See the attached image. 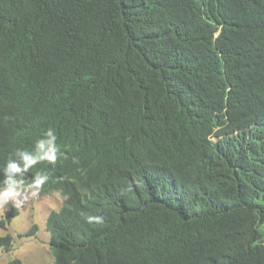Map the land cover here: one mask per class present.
<instances>
[{
  "label": "trees",
  "instance_id": "1",
  "mask_svg": "<svg viewBox=\"0 0 264 264\" xmlns=\"http://www.w3.org/2000/svg\"><path fill=\"white\" fill-rule=\"evenodd\" d=\"M49 129L56 264H264V0H0V190Z\"/></svg>",
  "mask_w": 264,
  "mask_h": 264
},
{
  "label": "rangeland",
  "instance_id": "2",
  "mask_svg": "<svg viewBox=\"0 0 264 264\" xmlns=\"http://www.w3.org/2000/svg\"><path fill=\"white\" fill-rule=\"evenodd\" d=\"M32 191L19 207L12 202L0 206V237L11 236L12 241L10 248L0 249V264H56L47 222L53 212L62 210L65 197L61 193L41 195L38 192L32 196ZM14 209L18 213L8 218Z\"/></svg>",
  "mask_w": 264,
  "mask_h": 264
},
{
  "label": "clouds",
  "instance_id": "3",
  "mask_svg": "<svg viewBox=\"0 0 264 264\" xmlns=\"http://www.w3.org/2000/svg\"><path fill=\"white\" fill-rule=\"evenodd\" d=\"M53 130L49 129L46 133V139L38 140L36 143V153L17 150L16 156H20L23 159V168H21L17 161L10 159L4 169L6 180L3 182L7 184V188L3 191L0 190V206L12 202L13 206L19 207L25 200L28 199V195L25 194L24 181H16L13 179V174L18 172H27L29 168L37 164L41 160H48L55 162L57 159L58 148L55 144L56 136L53 135ZM46 175H37L35 180L28 187L33 189L32 196L37 195L38 190L47 181ZM89 223L95 222L96 224H102L103 218L100 216H87Z\"/></svg>",
  "mask_w": 264,
  "mask_h": 264
}]
</instances>
